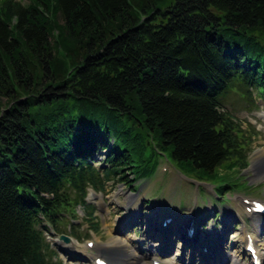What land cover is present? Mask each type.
<instances>
[{"label": "trees", "instance_id": "obj_1", "mask_svg": "<svg viewBox=\"0 0 264 264\" xmlns=\"http://www.w3.org/2000/svg\"><path fill=\"white\" fill-rule=\"evenodd\" d=\"M239 88L264 99V0H0V264H61L49 226L159 155L219 197L246 185Z\"/></svg>", "mask_w": 264, "mask_h": 264}, {"label": "rangeland", "instance_id": "obj_2", "mask_svg": "<svg viewBox=\"0 0 264 264\" xmlns=\"http://www.w3.org/2000/svg\"><path fill=\"white\" fill-rule=\"evenodd\" d=\"M17 1H25L28 2V0H17ZM258 95H252L251 99L249 96H246L243 92V88L239 89H233V91H229L228 94L225 96V98L222 100V105L226 110L233 113L234 117L237 118L240 123L242 124V129L244 130V135L247 137L248 145L245 152L248 155V163L247 166L239 172V176L241 175V178L245 179L247 185H244L243 187H237L236 189L238 191H230L227 193V202L224 198L225 203L222 205L219 203L222 201V198L218 200V203L214 205L215 207H219V210L223 212V207L232 208L234 210L235 216L233 217L230 215L229 219L222 218V215L219 217H216L214 214L209 215L206 217L203 221V225L206 228L212 227V225L217 226L218 228L222 225L223 221L225 222L226 226H231V224L234 221V219H239L242 221L243 218L246 217H236L237 214V207L240 205V198L242 199H257L262 200L264 202V160H260L259 157L257 159L254 158L255 152L258 150L264 149V99L259 100L257 98ZM254 97L256 99H254ZM9 99L6 96V92L0 93V110L4 108L8 103H10ZM106 150L100 151L97 155L95 154V158H103L105 155ZM164 161L169 162V174L162 178L165 181V185L168 186L170 181V176L174 173H178L175 166L165 157H162ZM102 161V160H101ZM101 164V163H100ZM156 176V173L152 176ZM128 179H131L132 175L130 171L127 172ZM180 177V176H179ZM156 178L153 179H140L136 181L133 185H138L137 190L133 191L132 186H129L127 184L123 183H113V180L108 181V185L104 187L103 191L95 192V191H88V194L86 196V199L95 200L97 205L100 207L101 203L103 204L102 210H98L97 212L94 211L93 215H86L85 211L81 206H73L72 207V213L66 212L64 213L63 217H61L57 221V227L60 230L59 232L57 230H54L52 227L49 226L50 230L46 232L45 237L46 240L50 244V249L52 250V255L54 257V260L58 261V258L61 259L62 264H75L72 260L76 259H84V257L78 253V252H67L63 253L60 249V246L68 245L73 246L75 248H78L80 250H84L85 253L89 257V261H92L93 257H95V251L97 254L104 255L103 258H108L111 262V258L107 256L106 253H99L97 246L100 242L105 243L110 241L113 237H119L120 241L127 243V245H131L130 242V236H134V234L138 235L139 232L142 231V228L140 224L131 225L129 229L126 230V233H121L119 235L116 234L117 228L119 224H122L124 222V219L122 216H126V214L131 212H140V210L144 213L145 216H148V211L146 209L150 207V201L149 199L153 200L151 198L154 193H151L154 191L158 186L162 183L159 180L155 181ZM182 183H186V190L188 191H182L179 192L182 196V210L178 209V204L180 201L177 200L175 197L177 196L172 194L171 192H166L164 195H161L159 198H156V201L153 202L156 204L160 210L163 211V209H166L167 206L172 205L177 206V212H176V218L171 224L174 228L179 229L178 227H182L185 231L186 229L189 230L187 227V224L192 219V216H195L197 214V210H199L198 205L205 204L206 201L212 200L211 197L206 195L202 188L196 189L191 185L193 181L191 179L186 180L182 178ZM188 186V188H187ZM208 191H210V187L207 186ZM90 190V189H89ZM240 191V192H239ZM187 195V196H186ZM130 200H128V197H130ZM175 196V197H174ZM244 197V198H243ZM172 199V200H171ZM234 199V200H231ZM140 207V208H139ZM245 207V205H244ZM176 208V207H175ZM129 210V211H128ZM187 210L191 213H188ZM148 212V213H147ZM152 211H150L151 214ZM183 212V213H182ZM240 213V210L238 211ZM187 214V215H186ZM191 214V215H190ZM226 214V213H225ZM243 214H246V210L241 208V216ZM239 215V216H240ZM161 216H156L155 220L158 222L164 221V218H160ZM180 217V218H179ZM183 217V218H182ZM188 217V218H185ZM225 217V216H223ZM181 219V220H180ZM186 221H184V220ZM119 220L123 222H119ZM136 221L138 220H146L145 218L139 219L136 218ZM227 220V221H226ZM236 220V221H237ZM199 221V220H198ZM74 223V226L72 224ZM98 223V228L95 232L91 233L93 224ZM198 223V222H197ZM242 223V222H241ZM249 228L251 227L253 229V232L259 233L263 229L259 230V232L256 231L255 225V218H252V220H247ZM196 224V223H193ZM145 225V224H143ZM192 224H190L191 226ZM234 226L237 225L233 224ZM200 226L197 224V227ZM196 227V228H197ZM133 228V229H132ZM145 229H147L146 225L144 226ZM143 228V230H144ZM201 228V227H199ZM231 229V228H229ZM139 231V232H138ZM235 231L234 229H231L230 232ZM62 232V233H61ZM250 234H252L251 229L248 230ZM48 233V234H47ZM75 234H78L76 237ZM142 233V232H141ZM159 233V232H158ZM245 232H243L244 234ZM60 234H64L65 236H68V238L73 242L72 245L71 242L69 243H62L61 240L53 244V240L56 239L55 236H59ZM73 238H77L79 240H74ZM87 238L88 241H92L93 245L90 250V248L87 246V243L85 239ZM79 241V242H77ZM261 243L264 246V240L261 241ZM55 245V246H54ZM135 245V244H134ZM132 246V245H131ZM175 247V246H174ZM136 249V248H135ZM137 250V249H136ZM70 261H68V260ZM229 262V259H227ZM243 262L248 263V258H243ZM89 264H92L89 263Z\"/></svg>", "mask_w": 264, "mask_h": 264}, {"label": "bare ground", "instance_id": "obj_3", "mask_svg": "<svg viewBox=\"0 0 264 264\" xmlns=\"http://www.w3.org/2000/svg\"><path fill=\"white\" fill-rule=\"evenodd\" d=\"M257 157H259L260 160H264V149L258 150L257 152H255L254 158L257 159ZM130 198H131V196L128 197V200H130ZM247 206H250V204H245V207H247ZM130 215H131V211H129L126 214L125 219H130L131 218ZM226 215L227 216L225 218L229 219L231 214L227 211ZM185 218H188V217H185ZM184 221H186V220H184ZM146 227H147V225H146ZM254 227L256 228V231L259 232V230L264 229V222L261 223L257 218H255ZM178 228L179 229L176 228L175 231L182 232L183 228L182 227H178ZM243 232H245V231H243ZM159 234H161V233H159ZM161 235L164 236L165 234H161ZM213 238L214 237H210L209 239H213ZM179 239H183V238H179ZM124 243L125 242L120 241L119 237H113L108 242H105V243L100 242L99 245L97 246V249H98L99 253H106L107 256L109 258H111L110 264H145L143 262L144 256L139 255L138 250H136V249L127 248V243L126 244H124ZM236 257H237V255H235L233 253H228L225 256L224 261H227V259H229V262H227V264H241L240 260H238ZM176 263L180 264L181 262L179 261Z\"/></svg>", "mask_w": 264, "mask_h": 264}]
</instances>
